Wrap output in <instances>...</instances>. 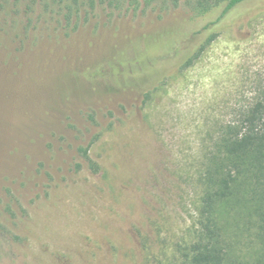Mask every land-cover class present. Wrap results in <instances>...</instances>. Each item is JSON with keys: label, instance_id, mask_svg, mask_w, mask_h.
Returning <instances> with one entry per match:
<instances>
[{"label": "rangeland", "instance_id": "rangeland-1", "mask_svg": "<svg viewBox=\"0 0 264 264\" xmlns=\"http://www.w3.org/2000/svg\"><path fill=\"white\" fill-rule=\"evenodd\" d=\"M29 1L0 0V264H183L205 166L264 100V0L215 24Z\"/></svg>", "mask_w": 264, "mask_h": 264}, {"label": "trees", "instance_id": "trees-1", "mask_svg": "<svg viewBox=\"0 0 264 264\" xmlns=\"http://www.w3.org/2000/svg\"><path fill=\"white\" fill-rule=\"evenodd\" d=\"M23 0H13L15 5ZM164 8L182 5L194 17L205 16L222 7L218 23L236 5L247 0H30L43 12L61 13L68 23L75 17L78 24L97 7L120 11L153 2ZM26 3L25 13L31 9ZM42 12V13H43ZM43 13V14H44ZM31 21L28 20L25 28ZM208 28L205 25L203 29ZM215 35L207 36L196 52L187 59L188 66ZM89 117L93 119L92 113ZM221 157L214 156L205 166L202 195L197 206V227L182 254L183 264H264V100L256 101L240 122L226 127ZM223 204V215L219 207ZM236 209V213L231 211ZM251 243L246 245V243Z\"/></svg>", "mask_w": 264, "mask_h": 264}]
</instances>
